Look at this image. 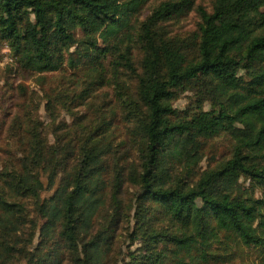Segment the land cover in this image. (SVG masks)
Listing matches in <instances>:
<instances>
[{
  "label": "trees",
  "instance_id": "1",
  "mask_svg": "<svg viewBox=\"0 0 264 264\" xmlns=\"http://www.w3.org/2000/svg\"><path fill=\"white\" fill-rule=\"evenodd\" d=\"M192 12L196 31L165 34ZM5 47V65L84 71L90 86L110 58L119 107L67 137L23 112L26 148L0 161V264H112L133 219L141 249L122 264H231L237 245L264 251V0H212L210 10L197 0H0V55ZM221 136L231 153L201 170Z\"/></svg>",
  "mask_w": 264,
  "mask_h": 264
},
{
  "label": "rangeland",
  "instance_id": "2",
  "mask_svg": "<svg viewBox=\"0 0 264 264\" xmlns=\"http://www.w3.org/2000/svg\"><path fill=\"white\" fill-rule=\"evenodd\" d=\"M197 3L210 10L212 0H197ZM152 4H148L139 18L146 17ZM200 19L192 12L179 24L168 23L163 25L166 35L186 37L197 30ZM0 60L5 61L8 52H3ZM142 51L136 50L135 60L137 67L141 61ZM11 57V55H10ZM15 62L0 65V161L11 158L12 154L21 153L25 148L23 132L27 127L23 112L31 114L36 127H40L50 136L58 133L67 137L74 131L84 132L91 124L98 122L102 117L109 116L110 111L119 107L117 103L116 85L110 79V58L105 61V77L93 80L82 72L66 68L64 71L30 75L19 70ZM90 87L91 97L80 106L73 101L75 97ZM129 87V86H128ZM131 91L135 89V82H130ZM186 99L177 104L183 107ZM208 108V106H206ZM121 138V137H120ZM52 140V138H51ZM27 142V139H25ZM120 142V139H119ZM233 140L228 136L215 138L210 142L209 156L200 164L201 170L206 169L208 161L228 157L233 148ZM129 146V145H128ZM248 185V183H246ZM135 198L134 188L126 192L129 202ZM31 216L35 217L32 201H29ZM96 227H100L98 219ZM136 224L133 219L126 224L119 233L115 251L111 259L112 264H122V259L129 251L137 253L141 244L136 237ZM38 238V234L35 239ZM231 264H264V251L253 247L237 245ZM15 264H25L24 261ZM225 264V263H224Z\"/></svg>",
  "mask_w": 264,
  "mask_h": 264
},
{
  "label": "built area",
  "instance_id": "3",
  "mask_svg": "<svg viewBox=\"0 0 264 264\" xmlns=\"http://www.w3.org/2000/svg\"><path fill=\"white\" fill-rule=\"evenodd\" d=\"M3 52H7V47H5V49H4ZM11 61H12V57H10V54H8V55H6V57H5V61L0 60V65H1V64H5V63H7V62H11Z\"/></svg>",
  "mask_w": 264,
  "mask_h": 264
}]
</instances>
